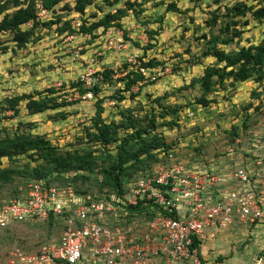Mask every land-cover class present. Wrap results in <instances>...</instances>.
Returning <instances> with one entry per match:
<instances>
[{
	"label": "rangeland",
	"instance_id": "374dc122",
	"mask_svg": "<svg viewBox=\"0 0 264 264\" xmlns=\"http://www.w3.org/2000/svg\"><path fill=\"white\" fill-rule=\"evenodd\" d=\"M109 1L114 6L108 5L106 0H101L88 7L84 15L73 12L75 0H67L58 5L53 18L50 12L44 14L37 11L42 23H38L35 28L32 24L23 27L30 32V37L22 48L14 41L13 32L0 33V139L31 133L45 137L60 154L76 152L84 155L88 151L96 152V159L90 165L92 171L70 173H57L53 167L45 166L43 162L36 160V157H32V154L20 155L13 164L19 171L1 191L0 200L10 198L16 191H23L33 184L32 170L23 174V168L27 164H30L32 169L37 165L42 167V185L51 183L65 192L73 187L76 191L84 189L92 195L104 194L107 191L115 194L105 186L101 173L103 168L111 164L109 154L87 134V129L93 125V118L99 112L98 99L105 97L102 118L107 123H121L123 116L126 118L124 121L130 119L137 128L147 126L153 117L158 125L165 123L166 127L159 126L156 133H159L171 148L168 151L165 148L155 151L158 160L147 161L145 167L148 168L174 162L191 168L227 174L239 167L243 160L249 158L248 160L252 161L253 153H256L257 149L255 146H259L261 140L264 141V83L254 80L232 83L228 80L224 88L218 87L215 92L205 95L209 102L206 106L200 101L203 92L201 86L196 83L206 67L216 64L214 59L202 57L207 45L205 40H199L203 33L210 35L211 32H219V24L213 28L207 24L213 16L212 12L221 7L219 22L224 24L229 20L225 17L226 5L234 6L243 2L258 6L264 3V0H139L146 10L138 17L127 9L126 4L130 0ZM174 2L181 12H168V6ZM35 3L37 6V2ZM31 4L32 0H0V22L5 15H12L21 7ZM119 9L129 11L127 16L120 20L123 28L97 29L90 37L78 39L73 43L69 42L72 35L68 30L63 34L59 32L66 22L72 24L80 18L82 22L86 21L88 28L107 13L115 14ZM247 19L249 25L244 28L245 32L240 39L224 49L238 51L242 46L258 45L264 39V19L258 22L250 15ZM51 20H54V23L50 25ZM112 29L124 33V40L128 45L125 50L107 49L108 39L104 36ZM149 31H155V39L149 38ZM79 47H83L81 54H85L84 58L93 55L97 50L104 53L99 58L100 68L104 71L105 68L114 71L108 84H99L102 92L95 96L92 91L93 97L86 101L78 98V91L80 88L84 89V84L77 86V83L87 76L84 72L85 67L87 68L86 61L73 58ZM128 58L143 59L146 64L151 61L157 63L158 65L150 68L152 72L162 71L166 67L169 72L155 81L133 86L131 93L119 94L125 85V81L121 79L129 74L125 75L128 71L124 68ZM118 74H122V77L115 78ZM52 89H56L58 93L50 94ZM48 95L57 102L51 103L56 106L52 110L32 114L26 107L28 99H23L18 104L17 113L7 109V101L12 98L33 96V99L41 100ZM114 97H124V100L119 102ZM163 108L168 109L167 116H161L162 112H165ZM169 121H174V124ZM132 131L127 133L124 129L120 130L119 136L124 138ZM234 131L238 135L236 138L232 135ZM152 135L154 134L144 137L152 138ZM115 146L113 145L110 149L112 151L109 152L112 156H115ZM170 155L172 156L169 157ZM11 163L9 158H5L0 162V167H8ZM140 174L135 173L129 180L124 181L123 187L126 189ZM130 216L133 218L131 214ZM144 218L138 215L137 221L141 219L144 223ZM63 225L64 221L60 219H38L31 223H17L2 230L0 264H7L9 253L15 247L25 253H34L44 245L58 243L64 232ZM238 242L237 248H241V251L248 247V259L253 261V264L254 259L264 251L261 250L263 248L260 243L249 238ZM236 256L239 257L238 254ZM162 259L159 257L157 260Z\"/></svg>",
	"mask_w": 264,
	"mask_h": 264
},
{
	"label": "built area",
	"instance_id": "2783aa9c",
	"mask_svg": "<svg viewBox=\"0 0 264 264\" xmlns=\"http://www.w3.org/2000/svg\"><path fill=\"white\" fill-rule=\"evenodd\" d=\"M36 8L49 13L39 0ZM71 25L79 31L82 20L76 19ZM71 35L70 43L88 38L87 34ZM104 37L108 39V50L122 51L128 46L120 30H108ZM82 50L79 47L80 53L75 51L73 58L86 61L87 76L80 81L84 89H90L104 80V69L99 65L104 53L97 50L84 58ZM125 62V75L139 71L146 78L144 83L169 72L168 67L152 72L136 58ZM78 94L83 98L80 100L93 97L91 90L82 93L80 89ZM260 143L255 146L253 160H243L233 172L218 174L170 162L129 184L121 196L110 191L92 195L73 187L65 192L46 184L29 185L26 204L0 208V231L7 229L11 221L24 222L36 213L48 219L50 211L56 217L67 215L66 230L58 243L44 245L34 253L13 248L7 264H153L157 257H162L165 264H203L200 243L216 240L236 223L251 228L264 221V146ZM140 206H151L158 214L144 219V223L137 221L139 214L132 218L127 208ZM254 264H264V251Z\"/></svg>",
	"mask_w": 264,
	"mask_h": 264
},
{
	"label": "trees",
	"instance_id": "16d2710c",
	"mask_svg": "<svg viewBox=\"0 0 264 264\" xmlns=\"http://www.w3.org/2000/svg\"><path fill=\"white\" fill-rule=\"evenodd\" d=\"M37 1L38 0H32L30 6L21 7L12 15H5L0 22V33L13 32L14 41L19 48H22L27 43V38L30 37V32L24 30L23 27L27 24H32L33 28H35L38 23H42L37 16L35 3ZM39 1L43 3V6L52 14L53 18V15L56 12L55 8L67 0ZM98 1L101 0H75L73 12L78 15H84L86 9ZM106 2L108 5L114 6L109 0H106ZM142 4L139 3V0H134L133 2L130 0L127 2L126 6L130 12L138 17L146 10L142 7ZM176 5L175 2L169 5L168 12H181ZM16 6H19V4H16ZM127 9H119L115 14L109 12L99 21L90 24L88 28L86 27V21L82 22L79 31H76L71 23L69 24V22H66L64 26L60 27L59 32L60 34H63L64 31L68 30L69 34L78 33L82 36L87 34L90 37V35H92L97 29L106 30L111 27L123 28L120 20L127 16V13L129 12ZM219 10H221V7H218V9L212 12L213 16L207 23L210 28L216 27L219 24L220 27L218 34H214L213 32H211L210 35L203 33V37L199 38V40H205L207 45V48L202 53V57L212 58L216 62L215 65L206 67L204 73L196 80V83L201 86L203 92V97L200 101L204 106L209 103L205 98V95L215 92L218 87L224 88L228 80H231L232 83H245L249 80L264 83V39L258 45L242 46L238 51H228L224 49V47L232 45L237 39H240L245 32L244 28L249 25V20H246L249 15L255 21H263L264 3L262 2L258 6H251L243 2H238L234 6L226 5L225 10H227V14L225 17L229 20L224 24L219 22L221 19ZM50 22L51 25L54 23V20H51ZM148 35L152 40L155 39L156 33L155 31H149ZM236 44L238 43L236 42ZM140 60L143 61V66L147 69L154 67L155 64L158 65L157 63L154 64L152 61L151 63L146 64L143 59ZM124 68L128 69V64H126ZM112 72L114 71L105 68V71L103 72L104 80L101 84H108L112 78ZM145 79V76L139 71H130L126 78L122 77L121 79L123 82L125 81V85L123 91H119V94H122V92L131 93L133 86L143 82ZM82 85V82L77 83V86ZM80 89L82 93L91 90L94 92L95 96H98L102 92V89L99 88V84L90 89ZM56 93H58L56 89L50 91V94ZM114 98L119 100V102L124 100V97ZM23 99H28L26 107L32 114H40L56 107L55 105H51V103L56 102V99L49 97L48 95V97L41 100L33 99V96L12 98L7 101L9 105L7 109L14 110L17 113V106L23 101ZM105 99L106 97L104 99H98L97 108L99 112L93 118V125L87 129V134L91 137L93 142L102 145L106 149L107 154H109V161H111V164L108 167L103 168L101 173L104 178L105 186L109 187L111 191H114L118 196H121L126 191L125 187H123L124 181L129 180V178L135 173L140 174L141 172L135 181L152 173L154 165L150 168L145 167L146 162L150 160L157 161L158 158L155 151L161 150V148H165V150L168 151V149L171 148V145L165 143L159 133H156L159 126L166 127V125L165 123L158 125L155 117L150 119L147 126L138 128L136 125H133L134 122L130 119L129 121H124L126 118H124L123 113L121 123H116L114 121L107 123L102 118V112L104 111L103 102ZM157 102L159 103V101ZM164 110L165 112H162L161 116L168 115V113H166L168 109ZM169 122L174 124V121ZM123 129L127 131V133L133 131L124 138H121L119 136V131ZM151 133L154 134L152 135V138L144 137ZM232 135L235 138L238 136L236 131L232 132ZM261 143L264 144V141L261 140ZM113 145H116L114 147L115 156H112V154L109 153L112 151L110 149ZM26 153H29L30 156L32 154V157H36V160L43 162L45 166L49 165L53 167L54 171L57 173H70L77 171L88 172L91 170L90 165L93 160L96 159V152L92 151H88L84 155L76 152L60 154L58 149L53 147L51 142L41 135H33L29 133L16 135L14 138L9 137L0 139V162L5 158H9L12 162V165H9L8 167H0V193L19 171L17 167H13V164L16 163V158ZM158 162L160 163V161ZM159 163H156V165ZM37 166L32 169L33 167L30 164H27L23 168V174L28 173V170H32V175L34 176L33 184H39L43 178L41 175L42 167L39 168ZM43 171L46 173L45 170ZM46 186L50 188L53 185L48 183ZM28 190L29 188L26 187L23 191H16L10 198L5 197V199H1L0 208L3 209L6 205L12 204H26L29 198ZM77 192L83 194L89 193V191H85L84 189L81 191L77 190ZM127 211L133 215V217H136V214H139L140 216H144V219L146 220H150L153 216L158 214V210L153 209L151 206L127 208ZM49 214L48 219H46L40 217L39 214L36 213L32 216V219H28L25 222L31 223L38 219L42 221H49L50 219L56 221L57 219H60L64 221L63 230L65 231V218L67 215L63 213V216L56 217V215L53 214V211H50ZM17 223L24 224V222L11 221L7 227L14 226ZM196 245L197 244H195V246Z\"/></svg>",
	"mask_w": 264,
	"mask_h": 264
},
{
	"label": "crops",
	"instance_id": "0c3cea01",
	"mask_svg": "<svg viewBox=\"0 0 264 264\" xmlns=\"http://www.w3.org/2000/svg\"><path fill=\"white\" fill-rule=\"evenodd\" d=\"M248 238L260 243L263 248L261 250H264V221L259 222L252 229L243 227L240 223L234 224L231 229L219 234L216 240L209 239L207 242L200 243L199 257L203 264H253L251 263L253 261H249L248 259V255L250 254L249 250L247 251L248 247L244 251H241L239 247L237 248L239 240H247ZM255 242L253 244H255ZM236 254H238L239 257H237ZM157 259H159V257L154 258L152 263L165 264L163 259ZM256 260L257 258L254 259V261ZM126 264L132 263L128 262ZM184 264H191V262L187 261Z\"/></svg>",
	"mask_w": 264,
	"mask_h": 264
}]
</instances>
